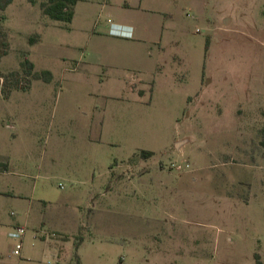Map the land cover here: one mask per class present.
Masks as SVG:
<instances>
[{"label": "rangeland", "instance_id": "rangeland-1", "mask_svg": "<svg viewBox=\"0 0 264 264\" xmlns=\"http://www.w3.org/2000/svg\"><path fill=\"white\" fill-rule=\"evenodd\" d=\"M215 2L0 9V264L264 262V12L206 48Z\"/></svg>", "mask_w": 264, "mask_h": 264}, {"label": "crops", "instance_id": "crops-1", "mask_svg": "<svg viewBox=\"0 0 264 264\" xmlns=\"http://www.w3.org/2000/svg\"><path fill=\"white\" fill-rule=\"evenodd\" d=\"M213 8L214 10L211 11L210 15L205 13V11L202 14V16L204 15L205 20L207 21L204 30L207 29L212 31L211 33H207L209 34L210 37H206L209 44H211V42L212 43L217 41L219 42L222 39V37H227V36L230 37L232 32L231 28H235V30L239 28L242 19H246L250 24H253L254 22L256 23L257 18L255 12L258 9H261L264 12V0H216V2L213 4ZM144 10H148V9H143V11ZM243 12H250L251 14L249 16L248 13L243 14ZM263 18H264V14H263ZM125 26L126 27L128 26L127 27L128 29H132L130 25H125ZM197 30L200 31L199 28H197ZM131 35H132V30H131ZM133 37H135V30H133L132 38ZM136 84L137 83L135 82L133 86L135 87ZM6 165L8 167V164ZM5 170L6 168L2 171ZM0 193L5 194V192L1 189H0ZM10 195L11 196H6V197L8 198L11 197V199H13L14 201H16V199H28L25 209L26 218L27 219L30 218L31 221H34L35 217L29 215V212L32 207L31 196H28V198H26L27 197L26 194L16 195L15 193H13ZM12 213L14 212L12 211ZM258 259H259V264H264L263 260L262 261L260 260L259 255H258Z\"/></svg>", "mask_w": 264, "mask_h": 264}, {"label": "trees", "instance_id": "trees-1", "mask_svg": "<svg viewBox=\"0 0 264 264\" xmlns=\"http://www.w3.org/2000/svg\"><path fill=\"white\" fill-rule=\"evenodd\" d=\"M11 0H0V9H4ZM35 2L36 0H30ZM78 0H39V5L44 14L50 18L59 20L67 25L72 20L74 13V5ZM208 46V40L206 38L205 47ZM26 63L30 68L33 66V62L25 59ZM48 72L45 70L43 72ZM203 75V74H202ZM141 154L148 156L152 154L151 150H141ZM257 262L259 263L258 255H256Z\"/></svg>", "mask_w": 264, "mask_h": 264}, {"label": "built area", "instance_id": "built-area-1", "mask_svg": "<svg viewBox=\"0 0 264 264\" xmlns=\"http://www.w3.org/2000/svg\"><path fill=\"white\" fill-rule=\"evenodd\" d=\"M111 33L113 34H118V35H123V36H131V29H121L119 26H112L110 28ZM26 82H24L25 84ZM25 232V227L23 225H16L13 227L12 230H10L8 233L14 237L17 241L14 243L12 247V252L15 254L20 253V248L22 245V236Z\"/></svg>", "mask_w": 264, "mask_h": 264}]
</instances>
